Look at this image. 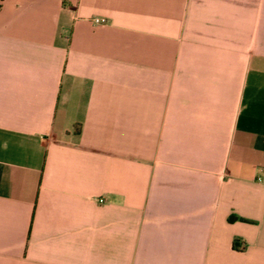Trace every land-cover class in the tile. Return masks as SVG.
<instances>
[{
    "label": "crops",
    "instance_id": "0c3cea01",
    "mask_svg": "<svg viewBox=\"0 0 264 264\" xmlns=\"http://www.w3.org/2000/svg\"><path fill=\"white\" fill-rule=\"evenodd\" d=\"M0 264H264V0H0Z\"/></svg>",
    "mask_w": 264,
    "mask_h": 264
},
{
    "label": "built area",
    "instance_id": "2783aa9c",
    "mask_svg": "<svg viewBox=\"0 0 264 264\" xmlns=\"http://www.w3.org/2000/svg\"><path fill=\"white\" fill-rule=\"evenodd\" d=\"M93 22L95 23V24H104V23H106V20L105 19H100V18H94L93 19ZM99 202L100 203H103L104 202V200H99Z\"/></svg>",
    "mask_w": 264,
    "mask_h": 264
}]
</instances>
